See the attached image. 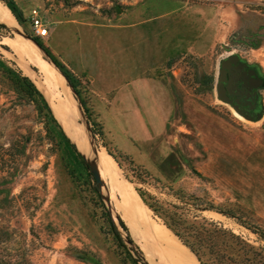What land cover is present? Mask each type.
<instances>
[{"label": "rangeland", "instance_id": "1", "mask_svg": "<svg viewBox=\"0 0 264 264\" xmlns=\"http://www.w3.org/2000/svg\"><path fill=\"white\" fill-rule=\"evenodd\" d=\"M15 2L23 13L17 31L24 36L5 24L0 28V264L158 263L117 208L123 200L111 196L96 163L102 151L118 164L119 182L139 198L141 212L200 249L203 264H259L264 101L260 120L241 121L217 97V84L221 63L232 55L264 75V0ZM34 9L47 37L33 33ZM17 34L32 43L37 38L70 74L89 110L91 136L87 115L55 70L77 102L87 151L54 112L60 91L51 99L39 70L30 66V76L2 43ZM23 76L42 93L78 151L95 161L104 190Z\"/></svg>", "mask_w": 264, "mask_h": 264}, {"label": "bare ground", "instance_id": "2", "mask_svg": "<svg viewBox=\"0 0 264 264\" xmlns=\"http://www.w3.org/2000/svg\"><path fill=\"white\" fill-rule=\"evenodd\" d=\"M0 23L9 26L15 31L19 30L17 19L2 2H0ZM2 43H5L16 53L22 66L30 76L35 77L30 72V66L39 70L43 79V85L49 89L51 99H54L57 90L60 91L62 97L59 98L57 103H52L54 112L62 122L67 133L73 137L72 140L74 139L78 144L80 150L87 151L89 149V141L82 135L83 133L79 132L77 102L67 87L65 79L61 77L62 74L60 73L61 75H59L55 71L59 69L52 65L49 58V60L46 59L47 57L39 46L27 41L18 34L13 39L8 38L3 40ZM230 109L236 118L248 122L247 119L238 114L233 108ZM93 147L97 150L94 143ZM97 154L99 160L96 163L102 175L108 181L111 196L115 198L118 195L122 198L123 204H116L117 208L124 211V217L129 223L133 238L140 243L149 258L153 262H158L157 264H200L196 256L173 233L163 225H159L153 221L149 215L141 212L140 204L142 205V203L139 204V198L137 199V196L133 195L125 184L119 182L118 171L120 168L116 161L105 151L98 152Z\"/></svg>", "mask_w": 264, "mask_h": 264}, {"label": "flooded vegetation", "instance_id": "3", "mask_svg": "<svg viewBox=\"0 0 264 264\" xmlns=\"http://www.w3.org/2000/svg\"><path fill=\"white\" fill-rule=\"evenodd\" d=\"M231 57V56H230ZM228 58L226 67L220 68L217 88L221 85V94L217 97L219 100H226L238 108L245 116L250 119H257L261 115V108L264 91V75L259 69L247 62L238 59ZM224 102V101H223ZM233 108V107H232ZM231 111V110H230ZM262 116V115H261Z\"/></svg>", "mask_w": 264, "mask_h": 264}, {"label": "trees", "instance_id": "4", "mask_svg": "<svg viewBox=\"0 0 264 264\" xmlns=\"http://www.w3.org/2000/svg\"><path fill=\"white\" fill-rule=\"evenodd\" d=\"M4 1L6 3V5L8 6V8L12 11V13L16 16L17 20L22 23L23 21V13L20 11V9L18 8L15 0H1ZM0 28H6V26L4 24H0ZM33 40L37 43V45L50 57V59L52 60V62L56 65V67L62 72V74L65 76V78L68 80L70 86L74 89L75 91V98L77 101H79L81 103V108L82 110L85 112V114L88 117V122L89 124H91V116L89 114V110L86 107L85 103L78 97V94L76 92V86L74 85V83L72 82V78L70 76V74L68 73V71L65 69V66L61 63H59L57 61L56 58H54L49 52L48 50L44 47V45L37 39V38H33ZM23 82L25 83V85L29 88V90L31 91V95L32 97L37 96L39 98H41L42 100H44V112L45 115L48 119H50V121H52L56 127L61 131L64 139L70 144V146L72 147L73 151L78 155L79 159L82 161V163L85 165V167L89 170L85 159L83 157V155L78 151L77 146L72 142V140L67 136V134L65 133V131L63 130V127L61 126V124L58 122V120L56 119L50 105L48 104V102H46V100L43 98L42 93L39 91V89L36 87V85L33 83V81L28 77V76H23L22 78ZM97 134L94 132V136H96ZM146 202V201H145ZM148 206L153 209L155 212V208L152 204H148ZM119 224L120 226L123 228V230L127 233V238L128 240L132 243V239L130 237L128 228L126 227L125 223L123 222V220H121V218H119ZM213 227L215 229H218L217 226L213 225ZM171 228V227H170ZM174 230V229H173ZM113 232L115 234V236L117 237V239L120 241L121 244H124V238L119 230V228L116 226L115 223H113ZM175 234L182 240V243L187 246L188 248L191 249L192 252H194L196 254V256L199 259V262H201L202 264L204 263L202 261L200 252V249L195 248L194 246H192L191 244H189L188 242H186L183 238V236L179 233L176 232L174 230ZM259 236L261 238V240L264 241V231H262L261 233H259ZM200 242H204V241H200ZM193 253V254H194ZM255 254H257L260 259L261 262H259V264H264V255L261 254V252H256ZM141 261L143 262V264H148L144 258H141Z\"/></svg>", "mask_w": 264, "mask_h": 264}, {"label": "water", "instance_id": "5", "mask_svg": "<svg viewBox=\"0 0 264 264\" xmlns=\"http://www.w3.org/2000/svg\"><path fill=\"white\" fill-rule=\"evenodd\" d=\"M0 24H2V23H0ZM7 27V26H6ZM17 33H19L20 35H22V36H24V34L21 32V31H17ZM26 37V36H25ZM27 39H29V40H31L30 38H28V37H26ZM31 41H33V40H31ZM36 45H37V43L35 42V41H33ZM38 46V45H37ZM40 48V47H39ZM42 50V49H41ZM43 51V50H42ZM43 53L45 54V56L47 57V58H49L50 59V57L43 51ZM230 58H233V59H238V56H236V55H232ZM50 61H51V63L56 67V65L52 62V60L50 59ZM226 67V61H223L222 63H221V68H225ZM57 68V67H56ZM58 69V68H57ZM60 71V70H59ZM61 72V71H60ZM61 74H62V72H61ZM63 75V74H62ZM64 76V75H63ZM65 77V76H64ZM66 79V78H65ZM67 80V79H66ZM219 81L220 82H222L223 81V77L221 76L220 78H219ZM67 83H68V85H69V87L71 88V90H72V92H73V94H75V91H74V89L70 86V84H69V82H68V80H67ZM221 89H222V87H221V85H219L218 86V88H217V92H218V94H219V96H220V94H221ZM75 96V95H74ZM222 101H224L225 103H227V104H230L229 102H227L226 100H222ZM78 103H79V110H80V112H81V114H82V108H81V103L78 101ZM233 107V109L238 113V114H240L241 116H243L244 118H246V119H249V120H254V121H257V120H260L261 118H262V116L260 115L257 119H250V118H248L247 116H245L242 112H240L239 110H238V108H236V107H234V106H232ZM85 124H86V126H87V128H88V133H89V136H91V134H90V132H91V130H90V124H89V122L88 121H86L85 122ZM80 152V151H79ZM81 153V152H80ZM82 154V153H81ZM83 155V157H84V159H85V162H86V164H87V166H88V168H89V170H90V172H91V174L94 176V178H95V180H96V182H97V185H98V189L101 191L104 187H105V181L103 180V178L101 177V174H100V172H99V170L97 169V166H96V163H95V161L94 160H89V159H87L86 158V156L84 155V154H82ZM106 202H107V204L109 205V207H111V200L109 199V197L107 196L106 197Z\"/></svg>", "mask_w": 264, "mask_h": 264}, {"label": "built area", "instance_id": "6", "mask_svg": "<svg viewBox=\"0 0 264 264\" xmlns=\"http://www.w3.org/2000/svg\"><path fill=\"white\" fill-rule=\"evenodd\" d=\"M30 20L32 23V29H33V33L35 36L42 37V38L48 36V32H49L48 28L43 23L40 12L38 10L34 9L31 12Z\"/></svg>", "mask_w": 264, "mask_h": 264}]
</instances>
